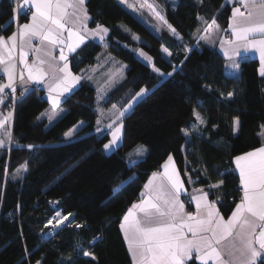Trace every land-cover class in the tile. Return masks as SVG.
<instances>
[{"label": "trees", "instance_id": "trees-1", "mask_svg": "<svg viewBox=\"0 0 264 264\" xmlns=\"http://www.w3.org/2000/svg\"><path fill=\"white\" fill-rule=\"evenodd\" d=\"M156 1L164 7L177 38L154 34L120 0H88L90 28L100 23L110 29L109 36L103 43H87L69 59L74 74L96 65L105 52L124 62L128 68L110 94L113 103L148 89L124 118L117 151L103 150L110 136L96 131V89L85 78L62 102L65 113L51 126L41 118L50 106L42 91L34 90L18 103L12 146L0 150V264H132L120 225L169 155L188 191H207L209 185L224 181L209 194L211 201L219 200L224 217L241 199L234 157L262 145L264 77L259 63L241 60L240 74L234 79L227 75L225 58L198 43L195 34L206 26L204 21L211 23L215 17V25L227 29L232 7L226 0ZM14 7L10 0H1L0 35L15 32ZM27 19L21 15L19 21ZM133 35L143 43L137 45ZM137 46L152 58L163 79L136 56ZM163 48L171 53L169 57L163 56ZM173 66L177 71L168 76ZM229 92L233 93L230 98ZM9 104L4 105L6 110ZM194 107L207 125L200 126L203 138L193 135L188 143L181 129L195 121ZM234 117L241 122L236 134ZM81 122L82 129L68 142L65 133ZM28 145L38 147L29 150ZM137 146L147 151L142 162L130 167L127 155ZM18 170L20 175L13 179ZM185 172L194 184L187 182ZM225 172L229 174H219ZM130 177L114 195L112 189ZM57 211L69 219L54 236H46L52 231L47 222ZM96 237L100 239L93 244ZM85 251L91 255L84 256ZM188 264L199 263L193 259Z\"/></svg>", "mask_w": 264, "mask_h": 264}, {"label": "snow or ice", "instance_id": "snow-or-ice-1", "mask_svg": "<svg viewBox=\"0 0 264 264\" xmlns=\"http://www.w3.org/2000/svg\"><path fill=\"white\" fill-rule=\"evenodd\" d=\"M127 3V0H120ZM246 9L241 11L240 7H233L232 21L229 27L232 30L234 40H221V46L228 44L231 47L224 49V56L232 61L229 68L232 71L227 72L231 78L238 79L237 69L239 64L233 60V57L239 54L240 50L252 49L260 56V74L264 76V0H239ZM16 7L13 8L12 22H18L19 14L27 15L31 12L29 23L19 24V30L11 35H0V71L7 77L6 83H0V104L4 102L5 96L10 95L15 104L17 97V82L20 85L25 82L24 72H27V80L36 84H45L47 86L48 99L51 102L53 112L58 117L64 109L60 108L61 97L66 93H71L73 87L82 79V76L75 75L71 71L68 63V55L65 54V48L68 54L75 53L77 49L92 38L101 42L109 34L110 29L97 23L94 29L87 27L89 15L84 7L85 0H13ZM148 3V0H145ZM203 3V0H200ZM135 10V6L128 5ZM149 8L159 17L161 21L167 24L165 16L161 14L157 6L149 3ZM34 9V11H33ZM71 9V11H69ZM207 25L205 31L215 25V17L211 23L204 21ZM168 29L175 34L176 29L171 24H167ZM8 25L3 26L6 29ZM127 31V29H125ZM66 34V35H65ZM139 40V37L134 36ZM202 38V37H201ZM39 41L37 47H33V41ZM45 44L49 47H45ZM25 45L35 54H43L49 57L45 60L41 55H37L32 63L27 61V52ZM53 49L59 50V57L53 55ZM19 50V63L23 65V70L17 75L16 56ZM167 52V49H164ZM186 51L190 49L186 48ZM6 53V55H5ZM171 55V53H168ZM139 55L151 63L152 58L143 50ZM56 61V63H53ZM60 62H63L62 64ZM48 64L51 72L44 70L43 65ZM154 71L160 72L155 68ZM177 71L173 66L172 72ZM164 75L163 73H160ZM10 90L5 93V90ZM29 88L24 87L20 94L22 100ZM148 93L147 88H141L131 100L122 109L113 108L116 111L110 118L107 125L111 129V138L103 145L105 152H115L120 147L122 141L123 120L128 111L133 108L135 103H139ZM233 93L229 92L228 97ZM202 106V105H201ZM59 109V112L56 110ZM11 116V112H9ZM193 116L195 121L190 123L188 128H182L186 141L191 143L192 136L203 138L200 131L201 125H207V120L194 107ZM52 122L54 117L49 116ZM119 121V123H117ZM4 120H0V126H3ZM101 122L98 120L97 124ZM239 117L232 120L233 134L238 133L240 129ZM115 125V127H113ZM81 125L65 133V138L71 142L78 134ZM215 127V125H214ZM101 132V128H96ZM7 142L11 143L12 138L9 134ZM5 144V140L0 138V147ZM29 150L36 149L37 145H28ZM147 151L145 146H138L135 157L129 154V166L134 167L142 162ZM236 169L239 171V180L242 189V198L235 205L230 216L227 219L217 208V201H210L209 194L212 189H218L223 180L209 185L208 190L196 189L194 193H188L185 188V181L181 179L177 169L174 167L173 157L168 156L167 161L162 165L164 171L154 172L148 182L144 185L145 191L141 193L143 199L139 203H133L123 217L120 227L124 232L129 250L132 252L136 264H188L195 259L199 264H257L260 260L264 264V146L253 151L234 157ZM194 171H198L194 169ZM205 171H207L205 169ZM226 176L229 173H219ZM20 175L19 170L13 179ZM188 177L187 182L194 184L191 176L185 172ZM121 181L113 188V194L116 195L123 190L131 181ZM157 181H159L157 183ZM190 196L191 201L195 202L196 211L186 212L185 203L181 200V195ZM19 208V205L17 206ZM71 215V214H69ZM68 216H63L59 211L50 219L47 224L52 225L53 229L58 228L64 221H68ZM55 220V224H53ZM70 223V221H69ZM47 227V225H46ZM81 227V225H77ZM55 231L44 233L46 236H54ZM96 237L93 239L94 244ZM229 241L230 246L223 248L224 242ZM84 256L91 255L85 251ZM227 257V258H226ZM92 259H96L92 256ZM37 264H40L37 261Z\"/></svg>", "mask_w": 264, "mask_h": 264}, {"label": "rangeland", "instance_id": "rangeland-1", "mask_svg": "<svg viewBox=\"0 0 264 264\" xmlns=\"http://www.w3.org/2000/svg\"><path fill=\"white\" fill-rule=\"evenodd\" d=\"M166 1L169 2L170 0H166ZM149 3L157 6V8L161 12V14L165 16L164 7L162 5H160L156 0H148V3H145V0H127V3H124V4L130 9L129 11L139 21H141L145 26H147L149 29H151V31L154 34L162 35L163 33H169L171 36L177 38L178 35L173 34L168 29L167 24H169V23L167 22V24H165L164 21H161L159 19V17L156 16L155 13L149 8ZM129 4L134 5L135 10L132 7H129L128 6ZM165 19H166V17H165ZM195 35H198V33H196ZM134 36L135 35H133L132 37H134ZM136 37H138V36H136ZM133 40L137 45L143 43V39H141L140 37H139V40L134 39V38H133ZM164 49L165 48H163V50H162L163 56L165 58H167L170 56L168 54L169 51L165 52ZM140 50H143V49H141L139 46L134 48V52H135L136 56L142 62H144L146 65H148L153 70V72H155L156 74H159L158 76H160L163 79L165 77V75H161L160 72L158 73V72L154 71L153 60L150 63L149 61H147L143 57H141L139 55ZM127 68L128 67L124 62L113 57L108 52H105V55L102 56V58L97 62L96 65L88 67L80 75V76H82V78L87 79L88 83L96 89V106H97L96 110H97L98 115H99L98 120L101 122L99 125L97 124V127L101 128V132H98L100 134H109V136H110L111 129L107 128V125L110 123V118L113 117V113L116 111V109H122L125 105H127V103L134 96L133 95L132 97H130V99L128 97H126V98L124 97V98H122V100H120L119 103H113V101H111V99H110L111 92L115 89V87L118 84H120L124 80ZM43 97H44V95H43ZM47 98L48 97H44V99H46V100H47ZM114 105L116 106V109L113 108ZM60 108L63 109V107L61 105H60ZM131 110L132 109H130L128 111V113ZM56 111L59 112V109H57ZM11 113H13V112H11ZM63 113H65V110L63 112H60L59 116L57 117L55 115V113L53 112L51 102H50L49 108L41 115V118L47 119L49 122V126H51L54 123H56L62 117ZM49 116L54 117L52 122L49 121V119H48ZM124 118L125 117L122 118L123 121H124ZM117 123H119V121ZM78 125H81V123ZM113 127H115V125ZM81 129H82V127L80 128V130ZM110 138H111V136H110ZM122 140H123V130H122ZM121 143H122V141H121ZM135 150L136 151H134V154H136V152L138 150V146L135 148ZM107 153H109V152H107ZM129 154H132V152ZM127 157L129 158V155H127ZM25 170H26V168H25ZM65 223H66V221H64L63 224L60 226H63ZM53 224H55V221ZM52 229H53V227H52ZM53 231H55V229H53Z\"/></svg>", "mask_w": 264, "mask_h": 264}, {"label": "crops", "instance_id": "crops-1", "mask_svg": "<svg viewBox=\"0 0 264 264\" xmlns=\"http://www.w3.org/2000/svg\"><path fill=\"white\" fill-rule=\"evenodd\" d=\"M10 1L13 2V0H10ZM87 1H88V0H85V5H84V7H85L86 9H87V7H86V3H87ZM0 2H1V0H0ZM19 3L22 4V3H23V0H19ZM226 4L230 5V6L232 7V9H233V7H240V8H241V11H242V12H245V14H246V9H245V8L243 7V5L239 2V0H226ZM122 5L125 6L128 10H130V9H129L124 3H123ZM15 7H16V4H15ZM33 11H34V9H33ZM69 11H71V9H70ZM87 12H88V10H87ZM88 15H89V14H88ZM19 18H20V14H19ZM30 18H31V14L28 16L27 21L24 22V23H29V22H30ZM231 18H232V15H231V17H230L229 24L234 22V21H232ZM90 21H91V18H90V16H89V20L87 21V27H88L89 29H94V28H90ZM15 23H16V30H15V32H17V31L19 30V24H23V23H20L19 20H18V22H15ZM206 27H207V25H206V26L200 31V33L198 32V35H195V36H196V39H197V41H198V43H202V44L206 45L207 47H209V48H211V49L217 50V51H218V52H219V53L225 58V60H226V72L232 71V69L228 67V65H230V64L232 63V61L228 60L227 57L224 56V49L230 48L231 46L228 45V44H224L223 47L221 46V40H234V39H235V37L232 36V30H231V28H230L229 25H228L227 29H225V30H220L216 25H213L211 28H208V30L205 31V28H206ZM65 35H66V34H65ZM108 36H109V34L105 37V40L107 39ZM201 37H202V38H201ZM89 42H93V43H103L104 41L101 42V41H99V40H94V39H92V38H89V39L85 42L84 45H86V44L89 43ZM84 45H81V47H80L79 49H77V51L80 50ZM37 46H40V45H39V41L34 40V41H33V47H37ZM45 47H49V46L45 44ZM24 50H25V52H27V54H28V55H27V61H28L29 56H31V55H33L35 58H36L37 55H41L43 59H45V60L49 59V57L43 56L42 53H41V54H35V53H33V52L29 49V47H28L27 45H25ZM77 51H76V52H77ZM76 52H75V53H76ZM75 53L68 54V53H67V49L65 48V54L68 55V63H69V59H70V57H71L72 55H74ZM5 55H6V53H5ZM14 55L16 56V61H15V62H16V64H17V75L19 76V73L23 70V65H21V64L19 63V50H17V52H16ZM53 55H55V56L57 57V60H58V57H59V50H58V49H53ZM246 58H251V59H255V60H257L258 63H259V70H260L261 62H260V56H259V53H258L257 51H255V50H252V49H249V50H247V51L241 49L240 52H239V54H237L236 56L233 57V60H234L236 63L239 64V69L236 70L238 75L240 74V62H241V60L246 59ZM53 63H56V61H53ZM60 63L62 64L63 62H60ZM69 67H70V69H71L70 63H69ZM43 68H44L45 71H47V72H51V69L49 68L48 64L43 65ZM71 71H72V70H71ZM259 73H260V71H259ZM73 74H74V73H73ZM75 75H79V76H80L81 74H75ZM260 75H261V74H260ZM0 77H4V78L6 79V82H7V77H6V75H4V73H3L2 71H0ZM24 77H25V82H24V84H23V85H20V83H19V92H20V94H21V92L23 91L24 87H27V88L30 89V91H29L28 93H26L25 96L28 95L29 93H31V92L34 91V90H40V91L43 92L44 97H48V92H47V86H46V83H45V84H36L35 82L28 81V80H27V72H26V71L24 72ZM262 77H264V76H262ZM83 79H84V78H82V79H81V80H80V81H79V82L73 87L71 93H66L64 97H61V98H60L62 102L74 92V90H75V89L81 84V82H82ZM18 81H19V80H18ZM7 90H8V89H6L5 92H6ZM25 96H24V97H25ZM47 100H48L49 103H50V100H49L48 98H47ZM14 119H15V113H11V116H9V111L6 110V108L4 107V104H3V103L0 104V120H4V121H5V123L3 124V126H0V138H2V139L5 140V144H4L2 147H0V150L3 149V148H9L10 146H12L13 136H14ZM9 134H11V138H12V142H11V143H8V142H7V138H8V136H9ZM261 138H262V145H261L260 147L264 146V129L262 130ZM260 147H259V148H260ZM134 151H136V150H135V149L132 150V156L134 155L133 158H134L135 155H136V154H134ZM252 151H253V150H252ZM145 154H146V153H145ZM144 156H145V155H144ZM173 161H174V167L177 169V171H178V173H179L181 179L184 180L183 177H182V174L180 173V170L178 169V166H177V164H176V162H175L174 159H173ZM234 169H235L236 173H237L238 176H239V171L236 169V167H235V163H234ZM163 171H164V169H163V167H162V168H160V169H159L158 171H156V172H161V173H162ZM150 178H151V177H150ZM158 182H159V181H157V183H158ZM239 186H240V188H241L240 183H239ZM185 188L187 189L186 183H185ZM194 190H196V189H193L192 191H188V189H187V192H188V193H194ZM144 191H145V189L143 188L142 192H144ZM142 192H141V193H142ZM241 198H242V197H241ZM142 199H143V197L140 195V199H139V201H138L137 203H139ZM181 200L184 201V203H185V211H186V212H193V213H194V212L196 211V209H195V202H194V201H191L190 196H186V195L182 194V195H181ZM209 200L211 201L210 197H209ZM240 200H241V199H240ZM240 200H239V202H240ZM186 202H191L192 205H193L192 208H189ZM239 202H238V203H239ZM217 208L219 209L218 205H217ZM219 211H220V209H219ZM220 212H221V211H220ZM126 213H127V212H126ZM221 214H222V213H221ZM227 218H228V217H227ZM227 218L225 217V219H227ZM122 222H123V221H122ZM121 232H122V236H123V238H124V241H125V243H126V246H127V249H128V252H129V255H130V258H131L132 264H136V261H135V259H134V256H133L132 252L129 250V246H128V243H127V241H126V239H125V235H124V232H123L122 229H121ZM229 246H230L229 241H225V242H224V245H223V248L226 249V248H228ZM226 258H227V257H226ZM189 262H190V261H189ZM189 262H188V263H189ZM197 262H198V261H197ZM260 262H261V261L258 260V261H257V264H259ZM198 263H199V262H198ZM40 264H41V263H40ZM209 264H213V262L210 261Z\"/></svg>", "mask_w": 264, "mask_h": 264}, {"label": "built area", "instance_id": "built-area-1", "mask_svg": "<svg viewBox=\"0 0 264 264\" xmlns=\"http://www.w3.org/2000/svg\"><path fill=\"white\" fill-rule=\"evenodd\" d=\"M31 14V12H28L27 13V15H25V16H29ZM21 15H24V14H20V16ZM36 58L33 56V55H31V56H29V58H28V63H32V61H34ZM0 83H6V79L4 78V77H0ZM10 92V90H7L5 93L7 94V93H9ZM16 97H17V100H16V102H15V104H13V101H12V98H11V96L10 95H6L5 96V99H4V102H3V104L5 105L8 101H10V104H9V106H8V111H10V112H13V113H15V111H16V108H17V105H18V103L20 102V92H19V81L17 82V92H16ZM238 193H239V196L240 197H242V195H243V193H242V189L239 187V189H238ZM212 201H216V200H212ZM187 203V205H188V207L189 208H192V203L191 202H186ZM54 221L55 220H53V223H54ZM48 225V224H47ZM50 228H52V225H48ZM61 226H59L58 228H56L55 229V231H57L59 228H60ZM52 231H53V229H52Z\"/></svg>", "mask_w": 264, "mask_h": 264}]
</instances>
